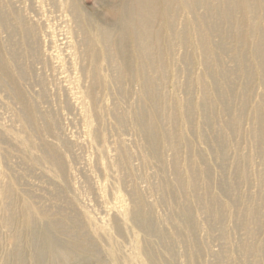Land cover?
<instances>
[{
    "label": "rangeland",
    "instance_id": "obj_1",
    "mask_svg": "<svg viewBox=\"0 0 264 264\" xmlns=\"http://www.w3.org/2000/svg\"><path fill=\"white\" fill-rule=\"evenodd\" d=\"M0 264H264V0H0Z\"/></svg>",
    "mask_w": 264,
    "mask_h": 264
},
{
    "label": "bare ground",
    "instance_id": "obj_2",
    "mask_svg": "<svg viewBox=\"0 0 264 264\" xmlns=\"http://www.w3.org/2000/svg\"><path fill=\"white\" fill-rule=\"evenodd\" d=\"M35 243H36V245H37V249H40V248H41V247H40V246H41V241H40L39 238L36 239V242H35ZM65 259L67 260V257H65L64 260H65ZM73 263H74V261H73Z\"/></svg>",
    "mask_w": 264,
    "mask_h": 264
}]
</instances>
